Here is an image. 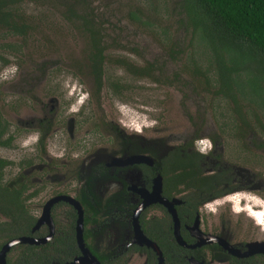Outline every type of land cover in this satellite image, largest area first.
<instances>
[{
    "label": "flooded vegetation",
    "instance_id": "af4514ba",
    "mask_svg": "<svg viewBox=\"0 0 264 264\" xmlns=\"http://www.w3.org/2000/svg\"><path fill=\"white\" fill-rule=\"evenodd\" d=\"M86 77L90 82L86 95L93 101L95 119L93 108L86 112L85 101L81 102L78 95L72 97L75 87L65 90L68 98L64 97L60 84L49 80L47 70H34L29 75L13 74L7 82L14 95L12 106H8L10 118L5 119L0 109V158L10 162L4 170L13 165L9 159L15 154H38L40 162L37 164L23 163L26 168L22 172L30 181L40 176L46 183L50 179L60 180L57 171L63 167H67L65 173L72 174L73 183L64 187L66 189L58 187L59 192L44 203L54 197L67 199H59L50 206L53 224L50 239L54 235H68L75 240L78 251L75 255L81 254L76 241L79 212L71 203L74 201L81 210L84 246L88 249L90 245L96 253L104 255L106 264H264V202L243 209L247 220L240 222L239 230L232 232V236H228L232 234L228 231L223 233L216 222L209 219L220 204L231 202L236 207L244 195L231 196L229 191L236 187L227 188V182L221 185V178L215 174L212 166L217 160L213 153L218 141H212L209 134L213 146L210 142L206 151L199 147L201 141L197 138L210 130H201L202 125L208 121L211 125L205 107L186 104L185 111L194 113L193 121L189 125L187 116L188 129L176 136V143L166 145L163 154H157L153 148H144L141 134L145 127L137 129L120 124L137 137L127 140L123 129L105 117L101 98L104 83L96 93L93 77ZM42 86L49 91L40 93ZM22 108L29 110L25 121L19 116ZM210 128L213 129V124ZM115 133L120 136L118 150L109 152L107 147L111 144L106 139L111 134L117 136ZM94 135L98 138L92 142L90 137ZM52 154L62 155L53 159ZM190 158L195 159L196 165L192 168L188 164ZM180 160L186 163L177 166L175 163ZM53 169L56 172L49 176L47 172ZM34 171L40 175L32 176ZM260 177L262 179L254 184L258 190L264 185V173ZM247 179L250 181V177ZM112 185L116 189L103 197L104 190H110ZM239 186L254 190L242 182L237 188ZM233 209L231 207L233 213L240 212ZM95 210L97 213L93 215ZM134 225L140 232H135ZM39 227L44 232L42 238L46 237L49 226ZM99 228H106L103 231L108 238L107 246L100 244L101 237L95 243L92 240L96 232L102 233ZM109 232L111 235L107 237ZM156 249L161 253L162 262ZM168 256L171 257L168 259Z\"/></svg>",
    "mask_w": 264,
    "mask_h": 264
},
{
    "label": "rangeland",
    "instance_id": "374dc122",
    "mask_svg": "<svg viewBox=\"0 0 264 264\" xmlns=\"http://www.w3.org/2000/svg\"><path fill=\"white\" fill-rule=\"evenodd\" d=\"M89 2L96 7L91 8L97 20H103L99 25L107 35L104 41V87L101 90L105 117L116 127L123 129L127 140L137 137L132 136L134 133L129 128L126 129L120 124L126 123L130 128L132 126L137 129L145 127L141 134L144 148H153L155 153L163 154L165 146L176 143V136L188 129L187 116L189 125L194 119V113L185 111L186 104H202L213 129L210 128L209 121L202 125L201 130H210L206 135L197 138L201 141L198 143L199 147L206 151L210 142L213 146L212 141H218L213 153L217 160L212 166L215 167V174L221 178V185L227 182V188L236 187L229 191L231 196L244 195L236 207L231 202L220 204L209 219H213L223 233L228 231L230 234L236 229L239 230L240 222L247 220V212L243 209H251L253 204L264 202V185L259 190L254 187V184L262 179L260 175L264 173V81L258 79L259 87H252L248 80L253 78L255 73L245 69L230 83L231 86L237 84L232 87L234 101L222 94L223 88H220L217 79L211 43L192 25L183 7V0ZM18 10L32 29L25 36L0 32V57L7 60L4 64L0 61V109L4 118H10L8 106H12L14 99L10 88L7 87V82L13 74L29 75L34 70H47L49 80L53 81V84L59 83L63 93L75 87L72 97L78 95L81 102L85 101L86 112L93 108L92 116L95 119L96 109L91 98L87 99L86 95L90 82L83 65L88 35L82 31V24L77 21L70 22L65 17L64 3L58 0L23 2ZM119 58L127 59L133 67L138 68L151 63L155 69L161 67L164 73L162 77L157 76V71L154 76H137L132 74L127 66L117 64L115 60ZM44 90L49 91L42 86L40 93L46 92ZM65 93L64 97H67ZM23 108L19 116L25 121L29 110ZM99 134L101 136L102 132ZM209 134L213 137L212 141L211 137H208ZM116 135L111 134V137L106 139L111 144L107 147L109 152L118 150L120 136ZM90 138L95 142L98 135ZM61 155L50 156L55 159ZM39 158L38 154H15L9 159L13 165L3 170L1 181H7L26 168L24 162L37 164L40 162ZM66 168L57 171L60 180L50 179L46 183L42 176L36 179L31 177V189H38V194L29 200L36 218L40 216L45 201L59 192L58 187L66 189L64 187L73 183L70 171L65 173ZM53 172H56L55 169L47 173L51 176ZM39 175L37 171L32 173V176ZM241 182L254 190H244L242 186H239L241 189L237 188ZM114 189L116 188L112 185L110 190L106 189L104 194L100 195L104 197ZM231 207L240 212L233 213ZM203 214H206L204 210ZM105 229L99 230L102 233L95 231L96 237L92 238L94 243L101 237L98 241L102 246H107ZM110 235L111 233L107 237ZM232 235L233 233L228 236Z\"/></svg>",
    "mask_w": 264,
    "mask_h": 264
},
{
    "label": "trees",
    "instance_id": "16d2710c",
    "mask_svg": "<svg viewBox=\"0 0 264 264\" xmlns=\"http://www.w3.org/2000/svg\"><path fill=\"white\" fill-rule=\"evenodd\" d=\"M43 1L45 0H0V32L25 36L32 28L18 7L23 2ZM58 1L65 5V17L70 22L81 23L82 31L88 35L83 69L86 75L93 77L96 93H99L103 82L106 49L104 41L107 37L104 28L99 25L103 20H97L91 8L96 7L89 0ZM183 7L194 28L211 43L217 79L220 88H223L222 94L234 101L232 87L237 84L231 86L230 83L245 69L255 73L253 78L248 80L252 87H259L257 80L264 81V0H183ZM0 61L2 64L7 62L2 57ZM115 62L127 66L129 71L137 76H154L157 71V76L162 77L164 73L161 67L155 69L151 63L138 68L133 67L127 59L119 58ZM1 129L0 121V135ZM194 162L195 159L190 158L189 167L196 165ZM184 163L186 160L176 161L175 164L179 166ZM9 164V161L0 158V249L14 238L44 236L40 227L33 231L37 218L33 215L29 203V200L38 194V189H31L30 178L22 171L2 182L3 170ZM81 203L84 204L82 201ZM96 213V210L93 211V215ZM86 236L85 231V240ZM88 249L101 264H106L104 255L96 253L90 245ZM76 253L78 251L73 238L68 235H54L44 244L21 243L12 246L6 253L5 261L6 264H65L70 262ZM169 257L171 256H168V259Z\"/></svg>",
    "mask_w": 264,
    "mask_h": 264
},
{
    "label": "water",
    "instance_id": "95a60500",
    "mask_svg": "<svg viewBox=\"0 0 264 264\" xmlns=\"http://www.w3.org/2000/svg\"><path fill=\"white\" fill-rule=\"evenodd\" d=\"M59 199L67 200L66 198H62V197H54L51 200H49L44 205V207L42 209V213L39 216V218L37 219L36 224L33 228V231H34L40 225L47 224L49 226L48 235L44 238L18 237V238H14V239L9 240L0 249V264H6V261H5L6 253L14 245L21 244V243L39 245V244H44L47 241H49V239L52 237V234H53V224H52V219L49 215V209H50V206ZM71 203L74 204V206L76 207V209H78V212H79L78 219H77V225H76V241H77L78 247L81 251V254L79 256H76L72 261L67 262L65 264H101L96 259V257L94 255H92V253L84 246L83 237H82V215H81L80 206L74 201H71ZM134 226H135V232H140V230L137 228V226L136 225H134ZM141 238H143V236ZM156 250L159 254V261L162 262L161 253L159 252L158 249H156Z\"/></svg>",
    "mask_w": 264,
    "mask_h": 264
},
{
    "label": "bare ground",
    "instance_id": "6f19581e",
    "mask_svg": "<svg viewBox=\"0 0 264 264\" xmlns=\"http://www.w3.org/2000/svg\"><path fill=\"white\" fill-rule=\"evenodd\" d=\"M98 259V258H97Z\"/></svg>",
    "mask_w": 264,
    "mask_h": 264
}]
</instances>
